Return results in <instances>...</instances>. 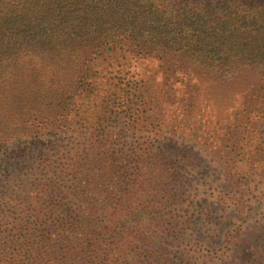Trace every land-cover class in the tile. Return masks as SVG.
I'll use <instances>...</instances> for the list:
<instances>
[{
  "label": "trees",
  "instance_id": "1",
  "mask_svg": "<svg viewBox=\"0 0 264 264\" xmlns=\"http://www.w3.org/2000/svg\"><path fill=\"white\" fill-rule=\"evenodd\" d=\"M67 43L76 54L83 52L79 45L98 55L106 46L128 44L137 53L170 52L216 70L251 64L263 74L264 0H0V47L13 53ZM113 99L103 100L97 130L104 136L130 115L119 95ZM67 104L36 116L25 140L0 151V173L7 159H20L9 165L12 184L0 191V264H174L168 246L180 235L177 223L167 212L158 214L157 199L134 204L137 185L172 169L150 160L162 158L163 150L101 148L95 141L67 149L22 143H61L50 137L71 109L64 111ZM213 237L193 235L192 241L206 249ZM210 258L184 257L179 264H208Z\"/></svg>",
  "mask_w": 264,
  "mask_h": 264
},
{
  "label": "rangeland",
  "instance_id": "2",
  "mask_svg": "<svg viewBox=\"0 0 264 264\" xmlns=\"http://www.w3.org/2000/svg\"><path fill=\"white\" fill-rule=\"evenodd\" d=\"M73 46L30 45L13 53L0 47V151L16 148L10 141L25 140L36 116L71 101L51 132L61 143H22L67 149L95 141L101 148L161 149L163 157L150 160L172 169L137 185L134 204L157 199L158 214L175 220L184 236L175 234L168 246L174 264L208 254V264H264V72L251 64L216 70L170 52L137 53L128 44L106 46L98 55L81 45L83 52L76 54ZM83 58L91 60L84 64ZM85 70L95 75L80 77ZM118 95L130 115L106 136L99 134L103 100ZM17 160L7 159L0 191L12 184L9 165ZM193 235L216 237L205 249Z\"/></svg>",
  "mask_w": 264,
  "mask_h": 264
}]
</instances>
